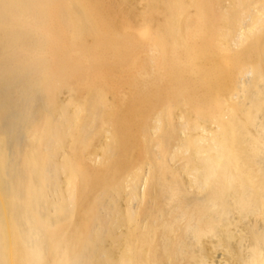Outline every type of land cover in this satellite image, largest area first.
<instances>
[{"label": "bare ground", "instance_id": "bare-ground-1", "mask_svg": "<svg viewBox=\"0 0 264 264\" xmlns=\"http://www.w3.org/2000/svg\"><path fill=\"white\" fill-rule=\"evenodd\" d=\"M0 264H264V0H0Z\"/></svg>", "mask_w": 264, "mask_h": 264}]
</instances>
